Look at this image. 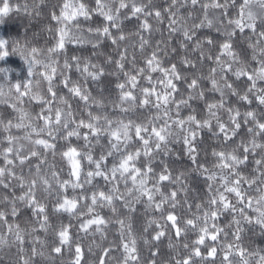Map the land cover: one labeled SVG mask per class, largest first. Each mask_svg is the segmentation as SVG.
<instances>
[{"label": "snow or ice", "instance_id": "1", "mask_svg": "<svg viewBox=\"0 0 264 264\" xmlns=\"http://www.w3.org/2000/svg\"><path fill=\"white\" fill-rule=\"evenodd\" d=\"M44 3L45 0H35L34 7L30 8L25 0L23 8L26 14L31 15L34 11L36 15H40V6ZM0 4H2L0 23H3L2 18L8 16L13 8L10 0H0ZM189 5L190 9L186 13H181V9ZM197 6L202 12V18H199L198 23L195 22L197 17L193 15ZM15 10L19 11L20 6L17 5ZM233 11L235 15H231ZM93 13L102 16L105 24L102 28L88 27L86 31L94 35L86 37L81 18L84 21H90ZM132 18L139 20L138 30L135 33L138 40L132 47L136 48L138 45L140 52L144 54L143 67H136L135 53L129 62L127 46L120 50L121 43L129 38L123 31L122 24L124 20ZM150 18L154 19L157 25L167 19L165 30L169 38L177 40L180 50L184 53L180 62L185 67L195 70L191 75H183L176 63L164 67L160 54L169 55L170 40L163 38L164 30L159 27L153 28L149 22ZM51 19L57 23L56 32L59 39L56 45L47 49L46 54L35 47L29 49L26 45L22 46L18 41L10 42L0 38V60L10 53L19 54L28 66L29 77L37 74L36 69L39 66L44 70L39 75L47 82V92L51 94L49 99L42 92L35 91L32 80L23 85L19 83L8 85L7 94L3 92L4 85L0 84V97L14 96L18 103H22L23 98L28 96L43 105L34 117L22 109H17L20 114L15 124L11 120L5 123L3 118H0V130L9 133L4 137L7 146L0 148V157L3 159V166H0V187L10 189L19 184L22 190L20 196L10 199L5 195L0 202L11 204L13 217L18 215L17 202L26 204L31 208L33 216L37 218L36 224L39 225V230L48 233L51 225L48 222L46 207L37 197V189L39 186L45 193H51L55 184L58 197L55 211L66 212L70 216L79 214L83 217L80 230L88 233L95 226L93 234H100L103 240L104 233L113 220L102 216L98 211L99 208L107 207L116 213V202L123 201L125 207H131L129 200L131 197L136 203L143 200L148 209L155 208L160 211L162 218L165 205H171V208L175 209L178 191L184 189L182 175L173 177L167 164L157 173L152 167V162L161 154L169 155V144L182 140L186 154L192 163L202 170V173H207V180L215 182L219 177V185L208 201V210L203 213L202 226L200 216L186 220L183 229L178 226L179 220L173 211H169L166 216V222H171L177 237L182 231H187L188 226H192L194 231L197 229L199 231L198 239L194 241L190 254L186 258H176L180 256L177 251L176 257H173L175 264H196L192 259L193 256L201 257L203 260L198 246L205 244L206 237L217 242V233L222 231L213 223L215 232L209 236V220L215 221L221 210L235 211V206L228 202L225 193H234L239 202L243 203L242 184L247 183L251 186L259 182L264 185V0H170L166 7L158 5L156 0H95V8H89L84 0H63L59 14L53 12ZM205 27H216L224 37L215 56L211 55V51L216 41L211 37L201 38L198 35V30ZM112 29H115L119 35H114ZM246 30L255 36L254 42L252 37H249V48L252 50L251 61L243 60L234 51L233 38L237 33L243 34ZM154 31H161L162 38L156 42L155 47H152L151 36ZM144 33L149 35L145 36ZM103 39H110L111 43L117 46L119 56V59L115 61L109 56L106 62L109 64L114 62L116 69L123 72L125 76V81L117 84L120 96L119 103L114 107L118 108L124 116L136 108L154 109L155 115L149 116L147 120L136 122L122 117L112 118L102 111L103 105L91 97L84 85L78 81H72L70 76L66 75L75 68L85 82L89 79L95 82L105 75L103 66L92 63L88 59L82 61L77 56H72L71 59L65 57L61 65L55 58L68 43L80 45L91 43L93 48H96ZM205 45L212 46L207 49V54ZM9 46H11L10 51ZM150 47L152 50L148 54L147 49ZM176 51L175 47L171 48V52ZM196 52L199 56L195 60L190 59V53ZM205 60L212 61L214 65L209 68L206 77L200 72ZM252 61H255V66H252ZM127 63L132 64L130 71H124ZM3 71L4 69L0 68V72ZM198 72L200 74H197ZM153 73H160V75L154 77ZM230 75L236 80L246 77L247 88L243 94L229 82ZM58 77L61 78L60 83L68 89L70 95L84 102L83 108L87 110L86 118H83L82 113L74 110L65 97L54 90ZM205 79L211 85L209 91L218 93L219 100L208 99L202 87V81ZM177 81L186 83L187 98L180 93ZM39 84L40 81L36 80L37 88ZM137 92L139 95L136 94ZM177 93H180V99L176 98ZM229 94L237 96L244 104L255 103L257 107L241 112L239 107L228 102ZM193 99L201 100L205 104V115L201 118L195 114V109L193 114L187 117L181 115V110L190 107L189 101ZM53 101L58 103L54 105ZM0 102L7 101L0 100ZM89 102L95 104L101 111L93 113L88 110ZM125 105L131 107H125ZM12 106L16 108V104ZM78 115L81 118L77 119ZM225 115L226 120L223 118ZM25 120H28V123H25ZM12 127L23 130L24 135H12L10 133ZM245 128V136L241 138L240 143L229 149L228 143ZM84 129L87 131H82ZM204 129L212 132L217 139L223 136L221 150L213 151L217 162L211 170L199 164L197 160L195 141L200 131ZM72 137L77 140L83 139V149L86 151L70 145L66 147V150L58 149V140L68 141ZM104 139L107 140L106 145L101 144ZM25 140L32 145V149L27 154L22 143ZM94 145L101 146L98 157L93 154ZM49 153L53 161L59 154L61 160L67 163V179L62 178L63 167H57L54 162L48 160ZM250 155L259 156V159L254 160L256 167L253 170L252 179L242 175L240 170V166L248 162ZM32 158L37 161L35 165L32 163ZM141 158L145 161L143 165L139 164ZM85 161L88 166L87 171H85ZM17 162L20 168L19 174H17ZM25 167L29 175L34 171L36 178L27 179ZM98 178L108 185L107 191L95 183ZM166 181L179 185V189L165 193L162 188ZM121 184L124 186L123 191L120 188ZM87 186H92L90 196ZM213 187L214 185L210 184L209 190L211 191ZM69 188L74 193L71 197L67 195ZM77 189L81 190L79 194H76ZM82 201L85 203L81 204ZM252 203L253 201L249 200L247 206L251 207ZM255 203L260 205L256 209L259 212L256 222L264 227V194H261ZM213 205L216 206L215 209L212 208ZM201 207L202 205H197V210L199 211ZM81 208L85 210L81 211ZM240 213L243 215V209ZM7 216V210H0V250L16 249L9 264H34L33 257H44L45 252L38 251L36 247L37 244L41 246V249L45 246V242L38 236L34 237L37 231L36 226L33 225L30 229L21 228L19 224L9 223ZM244 219L249 218L245 216ZM114 222L119 225L120 242L116 250L119 251L121 248L123 250L121 264H141L137 238L132 231L131 223L126 225L123 219H117ZM234 222L239 225L238 220ZM153 223L160 230L155 232L152 240H160L165 236L167 229L157 221L149 220L143 231L146 233ZM54 235L58 238L59 246L54 244L51 252L63 255L64 246L71 248L69 227L61 225ZM29 243L32 245L31 255H28L26 247ZM144 244H149L147 238H144ZM97 247L101 251L98 256L99 264H111V247L105 248L102 245ZM169 247H174L171 240ZM183 247L188 249L189 245L185 243ZM227 247L228 253L224 256L222 264H251V261L245 258L244 249L233 252L232 245ZM157 254V252L151 253L153 257L151 264H157L154 259ZM216 254V247H211L208 256L213 257ZM232 256H238L239 259L233 260ZM82 262V246L76 243L74 259L70 261V264H82ZM257 264H264V255H260Z\"/></svg>", "mask_w": 264, "mask_h": 264}, {"label": "trees", "instance_id": "2", "mask_svg": "<svg viewBox=\"0 0 264 264\" xmlns=\"http://www.w3.org/2000/svg\"><path fill=\"white\" fill-rule=\"evenodd\" d=\"M35 0H27V3L30 8L34 7ZM63 0H45V3L40 6V15H36L33 11L31 15L26 14L24 11L25 0H10L11 7L13 11L9 13L8 16L3 17V23H0V38L9 40L10 42L18 41L20 45H26L29 49L32 47L41 50L45 54L47 49L53 47L58 42V34L56 32L57 23L51 19V15L55 12L59 14L60 5H62ZM84 3L89 8H95V0H84ZM158 5L167 6L170 3V0H156ZM17 5L20 6V10L16 11ZM2 6V4H0ZM190 5L186 8L181 9V13H186L190 9ZM197 17L195 22H199V18H202V12L197 6L196 11L193 13ZM231 15H235L233 11ZM211 16V12H210ZM142 19V18H141ZM153 28L159 27L163 31V38L170 40L169 55L164 56L161 53V59L164 67H168L171 63H176L178 69L183 75H191L193 71L192 68L185 67L181 62L180 58L183 56V51L180 50L177 40L171 39L168 36L167 29V19L164 20L162 24L157 25L154 19L150 18L149 21ZM226 23V21H225ZM81 24L83 25L85 32L84 35L90 36L94 34H89L86 29L88 27L97 28L103 27L105 21L102 16H99L96 13H93L92 19L90 21H84L81 18ZM139 20L137 18H132L131 20H124L122 24L123 31L128 35V39L121 43L120 50H123L125 46L128 48V60L129 62L133 59V53H135L136 67H143V55L137 45L136 48H133L132 45L137 42L138 37L135 35L138 30ZM259 31V29H258ZM114 35H119V33L112 29ZM145 36H148V33H144ZM198 35L201 38L211 37L216 41L215 47L205 45L206 54L207 49L212 47L211 55L215 56L219 51V45L223 42L224 37L220 32L217 31L216 27L213 28H202L198 30ZM252 37V41H255V36H252V33L248 30L245 33L237 35L234 39V51L238 56L243 60L251 61L252 50L249 48V37ZM161 31H154L151 36L152 47H155L156 42L161 40ZM163 47V45H161ZM175 47L177 51L175 53L171 52V48ZM11 46H9V51ZM152 48L147 49V53L150 54ZM72 56L80 57L81 60L88 59L92 63L101 65L105 68V75L102 76L98 81H92L91 79L86 82L81 77L75 68L71 72L66 73L70 76L72 81H78L87 89L91 97L99 101L103 105L102 111L107 113L112 118H124L135 120L136 122H142L147 120L149 116L155 115V110L140 109L136 108L133 111L127 113L124 116L118 108H115L114 105L119 103L120 90L117 88V84L123 83L125 81V76L123 72H120L116 69L115 63H107L109 56L112 57L113 61L119 59L117 55V46L111 43L110 39H103L98 47L93 48L91 43L72 44L68 43L66 47L60 52L55 58L62 65L64 58L67 57L71 59ZM199 56V53H190L189 58L195 60ZM252 66H255V61L251 62ZM214 66L212 61L205 60L203 67L200 69V72L206 77L210 67ZM27 64L21 59L19 54L10 53L3 60H0V68H3L4 71L0 72V84H3V92L8 93V85H15L17 83L23 85L29 80L33 81V89L35 91L42 92L46 97L51 99V94L47 92V82L43 79L39 73L44 70L37 66V74L34 77L28 76ZM132 69V64L127 63L125 65L124 71H130ZM197 74H200L199 72ZM154 77H158L160 73H153ZM61 78H57L54 84V90L58 92L60 96L65 97L68 104L72 106L74 110H77L78 113H82V117H87V110L83 108V101H80L78 97H73L68 93V89L60 83ZM39 80L40 84L37 88L35 81ZM229 82L233 83L234 88L243 94V91L247 88L246 77H242L240 80H236L234 76L229 77ZM143 83V81H141ZM180 93L187 98L188 90L186 83L184 81H177ZM202 87L205 91L206 96L209 100L215 99L219 100V94L209 91L211 88L210 83L205 79L202 81ZM23 91V88H21ZM180 93L176 94V98L180 99ZM139 95V92L136 93ZM0 100L7 102H0V118H3L4 122L7 123L9 120L13 124L17 123L19 120V111L17 109H22L23 111L28 112L31 116H35L41 110L43 106L41 102H37L35 99H30L28 96L23 98L22 103H18L15 100V97H0ZM228 102L236 107L240 108V111L243 112L247 109H255L257 106L255 103L252 105L244 104L239 101L237 96H232L231 94L227 97ZM58 101H53V104H57ZM90 103L88 110L96 113L101 111L97 109L95 104ZM16 104V108L12 106ZM190 107L183 108L181 110V115L187 117L189 114H193L195 109V114L198 115V118H201L205 115V104L203 101L198 99H193L189 101ZM125 107H131L130 105H125ZM173 116L175 114L173 113ZM81 118L80 115L77 116V119ZM225 120L227 116L223 117ZM28 123V120L24 121ZM42 123V122H41ZM82 131H87L86 129ZM246 128L242 129L240 134L237 137L233 138V141L228 143V148L231 149L240 143L242 137L245 136ZM10 133L14 136H23L24 131L12 127ZM9 133L0 130V148L7 146V141L4 140V137ZM35 138V137H33ZM223 136L219 139L213 136V133L207 129L201 130L197 139L195 141L197 146V160L198 163L203 165L208 169H213V166L216 164V157L213 156V151H219L222 148ZM24 144L25 154L32 149V145L27 141H22ZM101 144L106 145L107 140L104 139L101 141ZM59 150H66L68 145L77 147L78 149H83L84 141L83 139L77 140L75 137L70 138L68 141L58 140L57 141ZM170 153L167 156L163 154L157 156L152 162V167L154 170L159 173L165 164L169 166V171L173 177L182 175V182L184 184V189L178 191V201L175 209L171 208V205L164 206L163 218L161 217V212L155 210V208L148 209L146 208L143 200L140 203H136L129 197L131 201V207H125L123 201H117V212L113 213L110 208H99L98 211L105 218H110L113 220V223H110L107 227V230L104 233V239H101L100 234H93V230L85 233L80 230V224L83 220V217L77 214L76 216H70L66 212H56L55 205L58 199L56 185L53 184V190L51 193H45L42 190V187L38 186L37 197L40 199V202L43 203L46 207V213L48 215V222L51 225L48 233L39 230V225L36 224L37 218L33 216L31 208L26 204L18 203V215L13 217L11 215V204L8 202H0V210H7L8 216L6 217L9 223L19 224L21 228H31L33 225L36 226L37 231L34 233V237L38 236L41 241L45 242V246L41 249L39 244L36 245L38 251L43 250L45 252L44 257L36 256L33 257L34 264H70V261L74 259V252L76 243H79L82 246L83 250V262L82 264H99L98 256L101 254L100 248L97 245H102L105 248L111 247L112 253L110 257L111 264H121L122 260V248L117 251V245L120 242V233L118 231L119 225L114 221L117 219H123L125 224L131 223L132 231L137 238V248L141 256V264H151L153 259L151 253L157 252V256L154 258L157 264H175L173 257H176V252L179 251L180 256L176 258H186L192 248L193 243L198 239L199 231L192 230V226H188L187 231H182L179 237L176 236L175 229L171 227V222H166V216L169 211L178 217L179 224L178 226L182 229L185 227V222L188 219H194L196 216L201 217V226L203 225V213L208 210V201L213 196L215 188L219 185V177L215 182L207 180V173H202V170L197 167L196 164H193L190 157L186 154L182 140L180 142H173L169 144ZM101 151L100 145H94L93 154L98 157ZM242 151V149H241ZM48 160L54 162L57 167H63L64 171L61 174L63 179L68 178V165L65 161H62L59 154L53 157L51 154H48ZM259 159V156H249L248 162L240 166L241 174L252 179L253 170L255 169L254 160ZM144 159L141 158L139 161L140 165L144 164ZM32 163L35 165L37 163L35 158H32ZM85 171L88 170L87 162L85 161ZM0 166H3V159L0 157ZM20 168L17 162V174H19ZM26 178L31 180L35 177V172L31 175L28 174L27 168L24 169ZM103 190L107 191L108 185L101 179L95 181ZM213 184L214 187L210 191L209 185ZM131 186V185H129ZM89 188V196L91 195L92 186H87ZM123 184L120 185L121 190L123 191ZM243 190V203H240L238 198L234 193H225L227 200L230 204L235 206V211L221 210L218 218L215 221L209 220L208 227L210 228L209 236L215 232V229L212 227L215 223L216 228L222 229L218 235V241L213 242L210 238L206 237L205 244L199 245L200 251L203 256L201 257L193 256L192 259L196 264H222L224 256L228 253V245H232V250L235 252L237 249H244L245 258L251 261V264H257L259 261L260 255H264V227H261L257 223L259 218V212L256 210L260 207L255 201L260 197L261 194H264V185H261L257 182L255 185H249L247 183L241 185ZM179 189V185L164 182L162 191L165 193L170 192L171 190ZM259 189V191L257 190ZM26 190V189H25ZM80 189L76 190V194L80 193ZM223 191V189H221ZM22 194V190L19 184H16L14 188L3 189L0 187V200L2 197L7 195L10 199L13 197H18ZM67 195L71 197L74 195L73 191L69 188ZM159 200V197H157ZM249 200H252V206L248 207ZM90 202V201H89ZM85 202H81L84 204ZM197 205H202L201 209L197 210ZM213 209L216 208L215 205L212 206ZM243 209V215H241L240 210ZM85 209L81 208V211ZM249 219H244V217ZM149 220L157 221L161 226L167 229L165 236L161 237L160 240H152V236L155 235L156 231L160 229L157 228L156 224L153 223L151 227L148 228V231L145 233L143 231L144 227L148 225ZM234 220L239 221L237 225ZM61 225L69 227V234L71 237V248L64 246L62 248L63 255L56 254L51 252V248L54 246H59L58 238L54 233L59 229ZM239 227V232L237 233V228ZM239 235V239H237ZM144 238L149 240V244H144ZM174 245L173 248L169 247V243ZM187 243L189 245L188 249H185L183 245ZM216 247L217 254L213 257L208 256V252L211 247ZM28 255H31L32 245L27 244ZM91 248V251H89ZM16 252L15 248H5L0 250V264H9V260L14 256ZM255 254V255H252ZM233 260H238V256H232Z\"/></svg>", "mask_w": 264, "mask_h": 264}]
</instances>
